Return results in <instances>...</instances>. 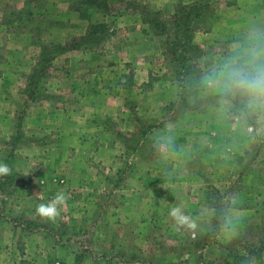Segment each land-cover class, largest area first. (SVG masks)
Here are the masks:
<instances>
[{"label":"rangeland","instance_id":"rangeland-1","mask_svg":"<svg viewBox=\"0 0 264 264\" xmlns=\"http://www.w3.org/2000/svg\"><path fill=\"white\" fill-rule=\"evenodd\" d=\"M201 1L0 0V264H264V108L209 87L264 64V0H204L181 70Z\"/></svg>","mask_w":264,"mask_h":264},{"label":"clouds","instance_id":"clouds-1","mask_svg":"<svg viewBox=\"0 0 264 264\" xmlns=\"http://www.w3.org/2000/svg\"><path fill=\"white\" fill-rule=\"evenodd\" d=\"M259 56V53L253 52L248 66L226 64L220 70L218 79L210 78L209 87L220 89L222 97H243L246 108H264V64L259 63ZM226 103L228 101L222 98L221 106ZM11 171L8 164L0 162V175H9ZM67 199L64 192H57L47 203L36 205L35 212L42 218L55 221L60 215V206L64 205ZM168 215L174 221L177 231L184 229L195 233L197 223L181 206L171 207ZM227 227L228 225L225 224V228Z\"/></svg>","mask_w":264,"mask_h":264},{"label":"trees","instance_id":"trees-1","mask_svg":"<svg viewBox=\"0 0 264 264\" xmlns=\"http://www.w3.org/2000/svg\"><path fill=\"white\" fill-rule=\"evenodd\" d=\"M193 7L194 8L192 10L184 11L183 13H179V15H177L178 13L175 14L176 24L180 20H182V26L178 27L179 25H177L173 39L168 41L170 43L171 48H172V50H171L172 56L177 54L176 48L178 46H182L183 52L179 53L180 56L179 55L174 56V59L176 61L181 60V61H178V63H180L179 66H180L181 70H183V68H185L184 62L186 61V59L184 56L187 54V51L189 50V47L191 44L192 30L196 26H198V24L200 23L201 20L203 21L204 16L209 17L212 14V12H210V10L207 8V2L204 0H202L200 2V4H196ZM178 12H180V11H178ZM152 14H153V12L146 11L145 15H144V20L147 22H152V24H154V26H159L161 29V32H163V28H164L163 24L160 23V21L158 20L156 15L153 16ZM100 32L101 33H98V36H96V37L88 36V37H86V39H84L85 37H83L82 41L86 42V41H90V40L92 41V39L102 38L104 36V33H103L104 30L101 29ZM84 40H86V41H84ZM36 89H34V90H36Z\"/></svg>","mask_w":264,"mask_h":264}]
</instances>
